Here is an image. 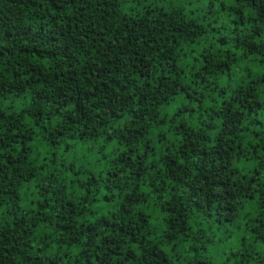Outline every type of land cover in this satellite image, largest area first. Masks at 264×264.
Listing matches in <instances>:
<instances>
[{
    "label": "trees",
    "instance_id": "16d2710c",
    "mask_svg": "<svg viewBox=\"0 0 264 264\" xmlns=\"http://www.w3.org/2000/svg\"><path fill=\"white\" fill-rule=\"evenodd\" d=\"M0 264H264V0H0Z\"/></svg>",
    "mask_w": 264,
    "mask_h": 264
}]
</instances>
